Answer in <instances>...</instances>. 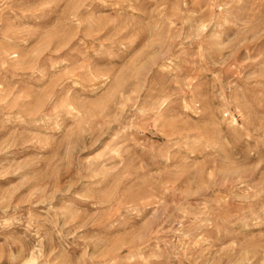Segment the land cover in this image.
<instances>
[{"label": "rangeland", "instance_id": "rangeland-1", "mask_svg": "<svg viewBox=\"0 0 264 264\" xmlns=\"http://www.w3.org/2000/svg\"><path fill=\"white\" fill-rule=\"evenodd\" d=\"M0 264H264V0H0Z\"/></svg>", "mask_w": 264, "mask_h": 264}]
</instances>
